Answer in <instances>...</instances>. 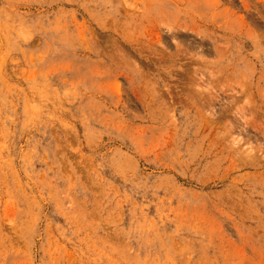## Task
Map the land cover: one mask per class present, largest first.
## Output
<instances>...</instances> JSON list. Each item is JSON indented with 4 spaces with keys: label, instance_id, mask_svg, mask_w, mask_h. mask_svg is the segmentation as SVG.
I'll return each instance as SVG.
<instances>
[{
    "label": "rangeland",
    "instance_id": "rangeland-1",
    "mask_svg": "<svg viewBox=\"0 0 264 264\" xmlns=\"http://www.w3.org/2000/svg\"><path fill=\"white\" fill-rule=\"evenodd\" d=\"M0 264H264V0H0Z\"/></svg>",
    "mask_w": 264,
    "mask_h": 264
}]
</instances>
